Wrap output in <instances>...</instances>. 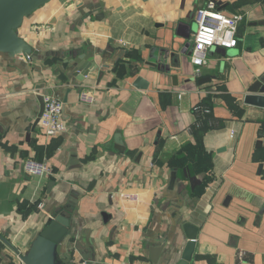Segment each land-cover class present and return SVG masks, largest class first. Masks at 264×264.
<instances>
[{
    "label": "crops",
    "instance_id": "crops-1",
    "mask_svg": "<svg viewBox=\"0 0 264 264\" xmlns=\"http://www.w3.org/2000/svg\"><path fill=\"white\" fill-rule=\"evenodd\" d=\"M209 1L244 19L238 46L202 54L197 79L195 15ZM18 33L33 54L0 53V264H23L60 214L79 217L89 264H156V245L168 264L191 219V264H264V108L245 103L264 79V0H51ZM81 54L98 68L78 81ZM45 95L67 98L54 138L31 132ZM199 105L212 113L195 132ZM202 158L209 170L193 175ZM28 159H47L54 176L28 175Z\"/></svg>",
    "mask_w": 264,
    "mask_h": 264
},
{
    "label": "water",
    "instance_id": "water-1",
    "mask_svg": "<svg viewBox=\"0 0 264 264\" xmlns=\"http://www.w3.org/2000/svg\"><path fill=\"white\" fill-rule=\"evenodd\" d=\"M51 0H0V53L10 57L31 56L33 47L18 33L25 19ZM98 66L94 57L79 55L71 62L70 70L78 81H83ZM211 79H202L200 83H207ZM147 81L139 77L135 86L140 89L147 88ZM39 109L31 132L35 131L45 110L44 96H40ZM67 103V98L63 104ZM245 103L264 108V79L256 81L248 89ZM176 173L172 174L170 187L173 188ZM211 194L204 197L202 205H206ZM105 216V215H104ZM185 243L178 253L171 252L168 264H191L197 245L200 225L194 221H186L183 226ZM83 227L77 214L70 218L60 214L52 219L35 241L28 255L22 257L24 264H89L94 260L93 248L85 243L82 237ZM165 245H156L150 248V258L158 263L163 254Z\"/></svg>",
    "mask_w": 264,
    "mask_h": 264
},
{
    "label": "built area",
    "instance_id": "built-area-1",
    "mask_svg": "<svg viewBox=\"0 0 264 264\" xmlns=\"http://www.w3.org/2000/svg\"><path fill=\"white\" fill-rule=\"evenodd\" d=\"M244 19L242 14L227 15L219 9L215 1H209L199 8L195 15L197 30L194 35L193 47L190 54L191 62L196 66L195 78L202 75L205 65L201 57L211 49H233L239 43V27ZM27 62L32 61V56H24ZM45 110L41 117L39 127L47 138H54L67 129V122L63 117V101L54 95L44 96ZM197 114V122L192 130L201 127L203 120L211 119L212 111L202 105L194 109ZM24 171L31 176L48 178L54 176V170L47 159H28L23 163ZM20 261L23 263L21 257ZM24 264V263H23ZM129 264V263H124Z\"/></svg>",
    "mask_w": 264,
    "mask_h": 264
},
{
    "label": "trees",
    "instance_id": "trees-1",
    "mask_svg": "<svg viewBox=\"0 0 264 264\" xmlns=\"http://www.w3.org/2000/svg\"><path fill=\"white\" fill-rule=\"evenodd\" d=\"M201 128L202 127H199V128H195V132L196 131H200L201 130ZM200 157V159H201V156H199ZM208 158V157H207ZM207 158H202V160H203V166H201L200 164L198 165H196L195 166V168H193V167H189V169L191 170V173L193 174V175H195V173H196V171H198V170H202V171H204V172H206L207 170H209V165H210V163H209V161H208V159ZM201 161L199 160V161H196V163H200ZM200 171H198V172H200ZM205 189V184H203V182L202 181H200V180H197L196 178H193L192 179V181H191V191H194L195 192V194H197V193H201V192H203V190Z\"/></svg>",
    "mask_w": 264,
    "mask_h": 264
}]
</instances>
